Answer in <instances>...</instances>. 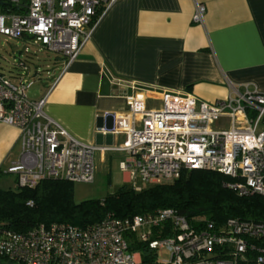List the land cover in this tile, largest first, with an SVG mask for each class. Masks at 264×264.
Segmentation results:
<instances>
[{
  "label": "built area",
  "instance_id": "1",
  "mask_svg": "<svg viewBox=\"0 0 264 264\" xmlns=\"http://www.w3.org/2000/svg\"><path fill=\"white\" fill-rule=\"evenodd\" d=\"M0 36L19 43L13 75L0 71V122L20 131V155L4 173L19 187L43 179L92 183L96 154H122L118 168L135 191L168 183L182 172L208 169L230 178L238 195L264 196V92L234 86L224 98L202 100L162 90L146 96L131 85L126 110L111 117L104 133L121 135L111 144L74 137L44 109L47 91L29 95L30 51L62 58L64 71L90 40L100 17L116 0H4ZM205 6L195 2L191 21L203 25ZM29 58V57H28ZM30 59V58H29ZM56 77L49 87L53 86ZM31 204V202H28ZM165 232V233H164ZM132 243L145 245L142 261ZM165 252V254H161ZM0 260L7 264H264V222L228 218L220 224L201 216L190 220L171 208L78 226L39 223L27 231L0 222Z\"/></svg>",
  "mask_w": 264,
  "mask_h": 264
},
{
  "label": "crops",
  "instance_id": "2",
  "mask_svg": "<svg viewBox=\"0 0 264 264\" xmlns=\"http://www.w3.org/2000/svg\"><path fill=\"white\" fill-rule=\"evenodd\" d=\"M195 2L205 6L203 25L191 21ZM0 39L12 53L20 45ZM61 59L49 72L57 79L46 113L81 141L114 144L122 136L101 130L111 124L104 114L126 110L131 85L206 101L226 97L228 83L264 92V0H116L64 71ZM30 96L41 97L40 87ZM19 155L20 131L0 122V176ZM112 156L118 164L122 154L97 153L96 168Z\"/></svg>",
  "mask_w": 264,
  "mask_h": 264
},
{
  "label": "trees",
  "instance_id": "3",
  "mask_svg": "<svg viewBox=\"0 0 264 264\" xmlns=\"http://www.w3.org/2000/svg\"><path fill=\"white\" fill-rule=\"evenodd\" d=\"M9 53L15 55L10 50ZM30 54L19 59L28 62L33 77L39 75L37 81L43 95L54 77L49 72L59 67L54 60L55 55L51 59V53L45 50L30 51ZM13 72L11 65L8 75H13ZM229 180L213 170H190L182 172L172 182L142 186L139 191L123 183L101 198L79 202L74 201L71 181L43 179L29 188L17 186L14 180L13 186L0 187V222L23 232L39 223L67 222L87 226L102 220L107 214L123 218L164 208H171L188 220L201 216L215 224L228 218L264 222V196L238 195L226 186ZM130 248L141 252L142 261L152 258L145 245L132 243Z\"/></svg>",
  "mask_w": 264,
  "mask_h": 264
},
{
  "label": "rangeland",
  "instance_id": "4",
  "mask_svg": "<svg viewBox=\"0 0 264 264\" xmlns=\"http://www.w3.org/2000/svg\"><path fill=\"white\" fill-rule=\"evenodd\" d=\"M0 39V71L9 73V67L13 61L12 54L9 53L11 45ZM13 41H10V43ZM40 56L44 54L40 53ZM54 59L53 54H49ZM40 83L35 81L29 88V95L36 92ZM106 163L98 164L95 172V178L92 183H73L74 201L79 202L85 199L101 198L109 193L114 192L126 179V175L117 166V157L112 156ZM13 184L12 175L0 176V187L8 188ZM161 254H165L162 252ZM0 264H7L5 260H0Z\"/></svg>",
  "mask_w": 264,
  "mask_h": 264
},
{
  "label": "water",
  "instance_id": "5",
  "mask_svg": "<svg viewBox=\"0 0 264 264\" xmlns=\"http://www.w3.org/2000/svg\"><path fill=\"white\" fill-rule=\"evenodd\" d=\"M5 3L4 0H0V5H3Z\"/></svg>",
  "mask_w": 264,
  "mask_h": 264
}]
</instances>
